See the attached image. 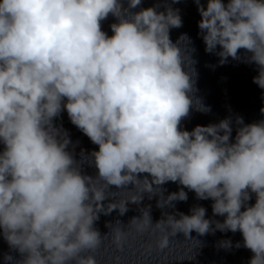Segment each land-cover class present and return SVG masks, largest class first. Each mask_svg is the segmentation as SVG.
I'll return each mask as SVG.
<instances>
[{
    "label": "clouds",
    "instance_id": "1",
    "mask_svg": "<svg viewBox=\"0 0 264 264\" xmlns=\"http://www.w3.org/2000/svg\"><path fill=\"white\" fill-rule=\"evenodd\" d=\"M194 2L205 51L219 46L221 64L238 59L241 49L251 53L248 62L258 66L253 82L264 89V0H207L206 8ZM140 4L0 0V235L21 255L17 264H97L90 253L102 243L94 227L100 214L124 215L128 203L139 204L144 193L151 199L173 182L182 187L157 207L187 201V188L211 199L213 216L224 220L195 206L190 215L166 214L153 224L147 208L129 222L138 233L240 232L253 253L249 264H264V120L244 124L237 117L234 142L230 118L181 130L193 109L210 111L195 96L189 38H170L182 26L178 9L130 11ZM110 14L118 20L111 36L101 27ZM64 110L98 145L91 153L95 176L82 174L67 131L54 123ZM128 185L135 189L128 199L105 207L115 197L110 187ZM112 231L122 248L124 230ZM168 243L165 234L158 247ZM220 243L232 247L231 240Z\"/></svg>",
    "mask_w": 264,
    "mask_h": 264
},
{
    "label": "water",
    "instance_id": "2",
    "mask_svg": "<svg viewBox=\"0 0 264 264\" xmlns=\"http://www.w3.org/2000/svg\"><path fill=\"white\" fill-rule=\"evenodd\" d=\"M227 4L228 0H222ZM124 8H128V0H122ZM200 3L206 8L207 0H200ZM156 7L157 11H164L167 7L178 9L182 18V26L170 30V38L175 43L179 37L186 34L189 38L187 47L192 59L195 61V96L202 100L205 106L210 108L208 112H199L193 109L189 116L185 118L180 125L181 130L191 131L197 125L207 126L218 123L219 121L230 118L232 121V136L234 142L236 130L239 125L236 124V118L242 117L244 124L259 122L264 120V89H261L253 82V77L258 75V66L248 62L247 53L241 49L238 53V59L229 57L223 64L220 63V57L217 49L208 53L205 51V44L202 39L203 33L198 27L201 15L194 0H179L173 3L172 0H141V4L130 9L131 12H139L141 9ZM118 23L116 17L111 14L107 19L101 22L104 32L111 36V24ZM57 126H61L67 131L71 140L69 151L81 167L82 174L95 176L97 169L91 157L93 151H98V145L93 144L91 140L73 125L67 115V111L61 112L60 116L54 120ZM4 145L0 143V151ZM147 174H142L146 176ZM150 179V177H149ZM182 186L178 183L168 182L161 186V191L151 195L144 193L143 199L139 204L128 203V211L120 215L118 210L110 214H100V218L95 222L94 227L101 233L102 243L100 247L91 255L95 256L97 264H249L253 253L243 247V237L240 232L232 233L221 232L200 236L192 232L189 237H185L182 232L172 236L167 231L161 232L159 229L150 228L144 233H138L135 228L129 224L133 217L140 218L142 209L150 208L152 223L155 224L161 219H166V214L174 215L179 219V214H191V209L195 206H202L206 209V218L223 221L222 216H213L211 199L199 200L193 191L184 188L187 192V201H174L172 205H165L163 208L157 207V202L165 200L170 193L177 192ZM127 191H135L134 186L128 185L126 189H117L110 187L107 193L110 197L103 203L105 207L111 201H123L131 195ZM255 203V194L248 201L249 205ZM244 210L243 208L241 209ZM119 221L120 224L116 225ZM120 227L125 232V239L122 248H117L114 243V233L112 229ZM168 234L169 243L164 249L158 247L161 236ZM231 240L232 247L224 248L221 241ZM240 247H235L236 243ZM89 254V253H85ZM12 256L8 261L5 256ZM21 255L9 247L7 241L0 235V264H17L21 260Z\"/></svg>",
    "mask_w": 264,
    "mask_h": 264
}]
</instances>
